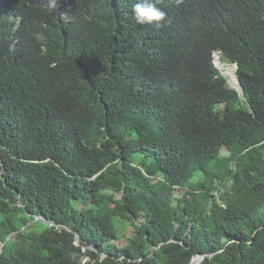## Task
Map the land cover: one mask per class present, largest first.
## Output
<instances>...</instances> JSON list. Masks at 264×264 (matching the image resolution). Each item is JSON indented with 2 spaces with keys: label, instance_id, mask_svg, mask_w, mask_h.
<instances>
[{
  "label": "trees",
  "instance_id": "trees-1",
  "mask_svg": "<svg viewBox=\"0 0 264 264\" xmlns=\"http://www.w3.org/2000/svg\"><path fill=\"white\" fill-rule=\"evenodd\" d=\"M135 2L0 0V264H264V0Z\"/></svg>",
  "mask_w": 264,
  "mask_h": 264
},
{
  "label": "clouds",
  "instance_id": "clouds-1",
  "mask_svg": "<svg viewBox=\"0 0 264 264\" xmlns=\"http://www.w3.org/2000/svg\"><path fill=\"white\" fill-rule=\"evenodd\" d=\"M172 2L176 6H179L184 3V0H172ZM46 6L50 13H54L58 8V0H47ZM131 14L138 25L155 24L156 27H162L170 22L167 13L157 7L156 3L151 2V0H136L131 7ZM58 17L60 20L67 22L70 18V14L67 12H60Z\"/></svg>",
  "mask_w": 264,
  "mask_h": 264
},
{
  "label": "rangeland",
  "instance_id": "rangeland-1",
  "mask_svg": "<svg viewBox=\"0 0 264 264\" xmlns=\"http://www.w3.org/2000/svg\"><path fill=\"white\" fill-rule=\"evenodd\" d=\"M215 60H216L218 69H219V71H221L222 74H224V72L225 73H228L231 70V68L233 67L232 64H226V63L220 62L219 57H217ZM229 76L230 77H228V76H226L224 74V77L226 78V82H227L228 86L231 87V88H233L231 85L236 86V78L234 76H232V75H229ZM197 177H198V175L196 174L193 177V180H195ZM1 219H2V215L0 214V220ZM119 228H120V231H122L123 234H124L123 238L124 237H128L131 234V228H130V226H128V224H126V223H120ZM122 240H120V241H122ZM191 264H195V262H192Z\"/></svg>",
  "mask_w": 264,
  "mask_h": 264
},
{
  "label": "water",
  "instance_id": "water-1",
  "mask_svg": "<svg viewBox=\"0 0 264 264\" xmlns=\"http://www.w3.org/2000/svg\"><path fill=\"white\" fill-rule=\"evenodd\" d=\"M218 57V55H214V64H215V66L218 68V66H217V63H216V58ZM233 65V67H234V75H235V77H236V86H234V85H231L233 88L235 87V89H236V91L238 92V94L241 96L242 95V89H241V86H240V82H239V79H238V76H237V74H236V72H235V70H236V64H232ZM222 76L224 77V74H222ZM38 218H42L44 221H45V219L43 218V217H39V216H36L33 220H36V219H38ZM32 220V221H33ZM32 221H30V222H28V223H31ZM53 223H48V225H52ZM68 229V228H67ZM75 239H76V243L77 244H79V238H78V235L76 234L75 235ZM202 258H203V255H200V254H197L195 257H193L192 258V262H194L195 261V264H198L201 260H202Z\"/></svg>",
  "mask_w": 264,
  "mask_h": 264
}]
</instances>
